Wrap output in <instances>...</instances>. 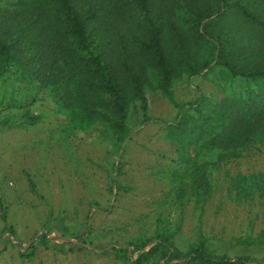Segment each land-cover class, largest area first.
Here are the masks:
<instances>
[{"label":"rangeland","instance_id":"obj_1","mask_svg":"<svg viewBox=\"0 0 264 264\" xmlns=\"http://www.w3.org/2000/svg\"><path fill=\"white\" fill-rule=\"evenodd\" d=\"M197 1L208 8V1ZM20 4L0 0L10 9ZM215 11L205 24L215 20ZM175 12L169 18L184 31L190 55L204 58L208 50L192 43L186 12ZM229 23L218 24L226 30ZM180 72L175 106L146 68L147 121L135 103L132 134L119 153L102 127H70L36 80L13 69L0 75V264H133L163 232L175 234L173 246L182 254L203 237L211 256L264 264V142L228 162L219 161L216 150H204L200 162L208 164V196L197 205L195 193L187 190L185 206L177 204L173 175L182 169L164 123L179 119L191 103L205 108L222 92L243 86L213 63L195 76ZM30 118L35 120L28 124ZM147 240L152 241L136 249Z\"/></svg>","mask_w":264,"mask_h":264},{"label":"trees","instance_id":"obj_2","mask_svg":"<svg viewBox=\"0 0 264 264\" xmlns=\"http://www.w3.org/2000/svg\"><path fill=\"white\" fill-rule=\"evenodd\" d=\"M20 1L16 9L0 6V75L13 69L36 80L70 127H102L116 153L132 134L129 117L135 103L147 121L148 66L158 90L175 106L174 80L180 71L195 76L213 63L243 82L238 91L222 92L205 108L191 103L179 119L164 123L182 169L173 175L179 207L185 206L187 190L195 193L197 205L208 196V164L200 162L204 150H216L219 161L228 162L264 142V0H206L205 9L197 0ZM176 8L186 12L194 46L206 45L204 58L190 55L184 31L169 18ZM214 11L215 20L205 24ZM221 22H230L226 30ZM174 235L157 234V243L133 264L155 259H163L162 264H251L241 257L211 256L203 237L182 254L173 246Z\"/></svg>","mask_w":264,"mask_h":264}]
</instances>
